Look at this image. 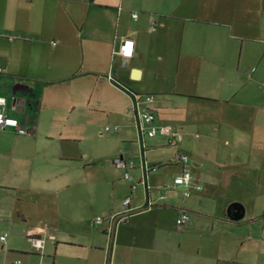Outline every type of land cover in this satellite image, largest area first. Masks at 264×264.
I'll return each mask as SVG.
<instances>
[{
	"label": "crops",
	"instance_id": "crops-1",
	"mask_svg": "<svg viewBox=\"0 0 264 264\" xmlns=\"http://www.w3.org/2000/svg\"><path fill=\"white\" fill-rule=\"evenodd\" d=\"M123 39L132 42L126 54L119 51ZM109 72L134 92L154 94L157 121L180 131L195 107L215 106L221 142L264 170V0H0V95L6 113L27 129L0 130V264H9L18 235L31 240V233L45 246L31 240L25 264H45L44 250L52 264H264L263 210L247 217L245 208L234 219L225 207L189 253L133 232L138 223L124 202L103 204L81 221L76 192L86 170L78 169L91 157L81 138L99 111L114 115L118 130L109 131L141 141L132 99ZM156 137L146 138L147 146L168 141ZM175 161L178 173L190 167ZM107 180L105 174L104 191ZM171 202L185 208L174 196ZM185 209L195 225L201 214ZM114 213L122 220L110 236ZM97 216L104 218L98 225ZM70 219L84 230L63 237L59 227Z\"/></svg>",
	"mask_w": 264,
	"mask_h": 264
},
{
	"label": "rangeland",
	"instance_id": "rangeland-1",
	"mask_svg": "<svg viewBox=\"0 0 264 264\" xmlns=\"http://www.w3.org/2000/svg\"><path fill=\"white\" fill-rule=\"evenodd\" d=\"M214 107H195L193 112H189L188 121L182 124L183 142L180 152L189 157L186 163L190 164L189 169L193 176L192 184L187 188L191 191L190 196L184 195L185 190L181 187L182 185L176 186L173 190L175 176L180 171L177 170L178 163L175 161L179 147L170 145L168 141L164 145L148 144L146 146L147 163L151 166L158 165V167L149 171L147 186L141 182L132 191L130 180L123 178L124 171L115 166L113 158L123 153L128 158L134 159L140 167L143 155L141 141L138 135H133L125 141L118 135L121 134V130L117 133L106 130L107 125H116V122L112 120L114 115L99 111L95 118L96 123H93L81 138L83 149L91 152V157L82 159V168L78 169L86 170L81 179L83 186H80L76 192L82 204L81 221L89 218L94 211L101 209L103 204L119 208V204L133 193L131 210L127 211L130 212L127 213L129 217L135 214L138 223L133 232L139 235L154 234L161 238L158 242L159 246H169L170 249L175 250L182 247L189 253L195 252L202 240L199 234H206L212 230L215 224L213 214L223 215L224 208L233 202L244 204L247 217L253 211H264V170L251 168V162L249 164L245 158L244 150H237L235 153L234 149L226 147L221 142L217 129L221 113L219 114L218 108ZM147 139L149 141L150 138L147 137ZM131 173L137 182L142 179L140 168L132 169ZM105 174L109 178L105 183L107 191L103 189ZM112 184L114 190H111ZM194 184H201L202 190H196L193 187ZM147 191H149V204L145 206ZM161 192H164V197H160ZM172 196L179 200L178 206L190 209L193 216L198 217L201 214L195 225L189 223L187 226H180L178 224L177 210L170 206L174 204L171 202ZM139 203L141 205L134 206ZM156 205L166 206L157 209ZM126 208L128 209V206ZM99 215L103 214L99 213ZM82 224L71 219L62 220L59 228L63 229L64 237L68 231L84 230ZM217 224H219L218 221L216 226ZM1 233L4 232L0 226V235ZM2 243L0 239V247ZM29 243L31 244V240L25 234L18 235L14 243L16 249L12 253L13 256L9 258V264H12L16 258H20L23 261L22 264L26 263L25 258L30 249ZM43 255H45L43 258H46L45 264L47 262L52 264L53 257L48 256L45 250Z\"/></svg>",
	"mask_w": 264,
	"mask_h": 264
},
{
	"label": "built area",
	"instance_id": "built-area-1",
	"mask_svg": "<svg viewBox=\"0 0 264 264\" xmlns=\"http://www.w3.org/2000/svg\"><path fill=\"white\" fill-rule=\"evenodd\" d=\"M134 17H137V14H134ZM158 26V22L156 20H152L151 22V29L156 30ZM132 49V42L127 39H123L121 41L120 45V52L127 53L129 50ZM116 52V51H115ZM108 79L113 82L117 87L121 88L125 92H127L131 99H132V109L135 114L136 122L139 127L140 135H141V144L143 148H146V138H154L158 135L166 136L168 138V143L173 146H178L181 143L182 135L181 131L177 128H175L172 125L160 123L157 121L156 115L152 109L151 104L155 100L154 94L148 93V94H141L138 92H134L131 88L123 84L122 82L115 79L111 72L108 73ZM6 106H7V98L5 96L0 95V130H4L8 127H14L16 130L21 133L25 134L27 133V129L24 128L19 120L16 117L10 116L6 113ZM107 130L113 129L118 130V127H106ZM176 160L179 162L186 163L189 161V157L185 153H178L176 156ZM116 167L124 170V177L132 183V188H136L139 183H144L147 186V172L151 169H156L158 165H149L145 159V155L143 153L142 155V162H141V168L143 171V177L142 180L138 183L132 173L131 169L137 167V163L134 159L128 158L125 155H119L114 158L113 160ZM192 172L189 168H184L180 173H178L175 176L174 179V187L179 185H185L187 188L191 186L192 184ZM196 190L200 191L202 190L203 186L201 184H194L193 186ZM148 190V189H147ZM149 194V191H147ZM184 195L190 196L191 191L186 189L184 191ZM164 192H161L160 197H164ZM149 198V195L147 196ZM147 198V202L145 206H148L149 200ZM124 204L129 207L131 210V196H128L124 200ZM192 215L189 210L185 208H179L177 209V222L180 226H186L188 222L191 220ZM109 219L111 220V226L107 230V233L112 236L114 225L117 224V222L122 220V217L119 216V214L114 213L109 216ZM104 218L102 216H97L95 219V224H100ZM6 238V234L2 236V239ZM30 238L38 249H43L45 246V239L38 236L36 233H31ZM14 264H21V260H15Z\"/></svg>",
	"mask_w": 264,
	"mask_h": 264
},
{
	"label": "water",
	"instance_id": "water-1",
	"mask_svg": "<svg viewBox=\"0 0 264 264\" xmlns=\"http://www.w3.org/2000/svg\"><path fill=\"white\" fill-rule=\"evenodd\" d=\"M227 214L234 219L242 218L245 214L244 204L241 202H233L228 206Z\"/></svg>",
	"mask_w": 264,
	"mask_h": 264
},
{
	"label": "trees",
	"instance_id": "trees-1",
	"mask_svg": "<svg viewBox=\"0 0 264 264\" xmlns=\"http://www.w3.org/2000/svg\"><path fill=\"white\" fill-rule=\"evenodd\" d=\"M147 195H148V193H147ZM110 256H111V253H109V256H108V262H109V260H110Z\"/></svg>",
	"mask_w": 264,
	"mask_h": 264
}]
</instances>
